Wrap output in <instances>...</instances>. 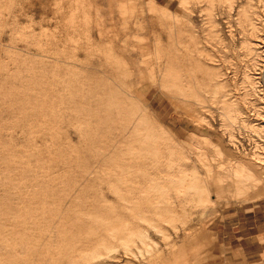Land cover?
Here are the masks:
<instances>
[{
  "label": "rangeland",
  "instance_id": "1",
  "mask_svg": "<svg viewBox=\"0 0 264 264\" xmlns=\"http://www.w3.org/2000/svg\"><path fill=\"white\" fill-rule=\"evenodd\" d=\"M262 159L264 0H0V264H264Z\"/></svg>",
  "mask_w": 264,
  "mask_h": 264
},
{
  "label": "bare ground",
  "instance_id": "2",
  "mask_svg": "<svg viewBox=\"0 0 264 264\" xmlns=\"http://www.w3.org/2000/svg\"><path fill=\"white\" fill-rule=\"evenodd\" d=\"M227 119H228V118H227ZM200 157H201V156H200ZM259 159H260V158H259ZM262 160H264V159H262ZM200 162H201V161H200ZM258 162H259V161H258ZM260 162H261V161H260ZM262 163H263V161H262ZM237 166H238V165H237ZM235 170H236V169H235ZM260 171H261V170H260ZM238 172H239V171H238ZM253 173H254V172H253ZM238 175H239V174H238ZM255 175H256V174H255ZM261 176H264V171L261 172ZM250 177H254L255 179L257 178V179L259 180V178H258L257 176H252V175H251ZM263 178H264V177H263ZM263 178H262V179H263ZM252 179H253V178H252ZM250 180H251V179H250ZM260 181H261V180H260ZM248 182H250V181H248ZM249 185H250V184H249ZM249 185H248V186H249ZM248 186H247V187H248ZM249 187H250V186H249Z\"/></svg>",
  "mask_w": 264,
  "mask_h": 264
}]
</instances>
